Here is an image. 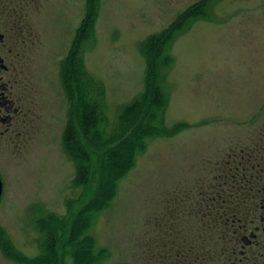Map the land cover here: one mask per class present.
<instances>
[{"label": "rangeland", "instance_id": "obj_1", "mask_svg": "<svg viewBox=\"0 0 264 264\" xmlns=\"http://www.w3.org/2000/svg\"><path fill=\"white\" fill-rule=\"evenodd\" d=\"M89 1L79 57L99 89L100 128L108 132L147 88L151 55L142 42L200 0H41L26 10L36 42L25 78L35 114L19 154L5 149L0 264L37 255L45 215L66 219L57 250L63 263L71 222L93 196V170L90 186L76 187V164L62 146L70 108L60 77ZM152 64L165 94L161 132L136 153L109 206L92 214L87 234L105 250L99 264L159 263L153 250L168 226L182 239L199 238L209 222L194 209L214 205L222 171L264 145V0H212L171 33Z\"/></svg>", "mask_w": 264, "mask_h": 264}, {"label": "trees", "instance_id": "obj_2", "mask_svg": "<svg viewBox=\"0 0 264 264\" xmlns=\"http://www.w3.org/2000/svg\"><path fill=\"white\" fill-rule=\"evenodd\" d=\"M211 1L200 0L189 6L167 29L142 42L140 51L145 57L149 53L151 55L150 67L146 74L147 88L145 90L144 86L133 101L123 107L108 132L103 125L100 128L104 120L100 99L97 97L99 89L94 88L91 81L86 78L79 57L81 39L91 14L89 1L87 15L77 30L76 38L60 70L63 90L70 108L62 134V146L76 164L74 185L87 189L91 184L93 170L96 187L93 196L71 222L69 238L63 245L64 262L61 263L57 250L62 236L61 226L66 219L58 215H45L44 221L41 220L42 218L34 220L36 223L42 221L45 226L40 230L37 255L25 257L24 262L99 264L105 257V250L96 251L92 237L87 234L92 225V214L109 206L116 194L118 182L134 165L136 153L144 150L146 139L161 132L156 123L165 107V94L156 84L153 60L156 59L161 45L167 41L171 33L178 30L186 20L201 15L202 9ZM92 155L96 159L93 165ZM16 258L21 262V255L17 254ZM67 259L71 262L66 263Z\"/></svg>", "mask_w": 264, "mask_h": 264}, {"label": "flooded vegetation", "instance_id": "obj_3", "mask_svg": "<svg viewBox=\"0 0 264 264\" xmlns=\"http://www.w3.org/2000/svg\"><path fill=\"white\" fill-rule=\"evenodd\" d=\"M40 1L0 0V211L7 190L5 149L19 154V138L35 114L25 78L27 54L36 42L25 12ZM222 174L221 188L212 196L215 206L194 209L209 222L200 226V237L182 239L168 226L155 243L157 264H264V145Z\"/></svg>", "mask_w": 264, "mask_h": 264}]
</instances>
